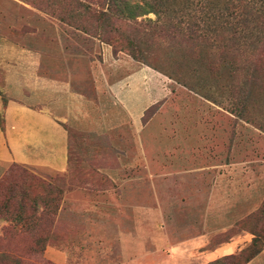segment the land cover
<instances>
[{"label":"rangeland","instance_id":"1","mask_svg":"<svg viewBox=\"0 0 264 264\" xmlns=\"http://www.w3.org/2000/svg\"><path fill=\"white\" fill-rule=\"evenodd\" d=\"M77 1L0 0V55L39 57L40 77L87 97L102 49L154 69L164 76L168 94L144 112L141 133L169 140L173 150L154 157V173L145 174L128 158L136 131L120 126L97 142L81 136L88 152H70L64 173L11 170L0 180V264H55L49 251L62 255L63 264H165L159 254L144 259L166 246L158 208L167 199L176 208L184 180L192 181L178 171L192 167L196 149L216 139L218 162L243 163L254 173L264 169V52L253 66L229 56L220 39L201 37L211 26L200 0H158L156 14L134 19L97 9L99 0ZM174 3L188 9H171ZM231 64L240 69L236 77L226 71ZM241 69H255L247 86ZM1 76L0 69L3 92ZM150 209L155 214L145 220Z\"/></svg>","mask_w":264,"mask_h":264},{"label":"crops","instance_id":"2","mask_svg":"<svg viewBox=\"0 0 264 264\" xmlns=\"http://www.w3.org/2000/svg\"><path fill=\"white\" fill-rule=\"evenodd\" d=\"M122 55L102 49L93 78L94 92L89 97L71 91L68 84L40 77L39 57L0 55L4 83L0 95V179L10 167L64 173L70 152L78 156L79 148L85 156L81 136L97 142L120 126L136 131L127 152L128 158L134 159L132 166L145 174L154 173V157L168 156L173 147L167 139L142 135V117L167 96V84L154 69ZM156 142L162 143L157 150ZM216 144L213 139L208 148L196 149L192 167L178 171L191 174L192 181L184 180L176 208H169L171 199L160 203V234L166 246L144 260L154 261L159 254L165 264H210L239 255L250 244L254 237L251 230L257 225L251 216L264 200V169L254 173L243 163L218 162L221 149ZM117 156H122L121 150ZM205 158H209L208 164ZM138 159H143L144 165ZM154 214L150 209L142 215L147 220ZM213 239L217 244L204 249ZM55 254L49 251L47 258L63 264V256ZM244 264H264V243Z\"/></svg>","mask_w":264,"mask_h":264},{"label":"trees","instance_id":"3","mask_svg":"<svg viewBox=\"0 0 264 264\" xmlns=\"http://www.w3.org/2000/svg\"><path fill=\"white\" fill-rule=\"evenodd\" d=\"M77 3L80 2L77 1ZM81 4L86 9H91L90 3ZM96 4H99L97 9H112L111 11L117 15L130 19L149 13L156 14L157 9H160L158 0H136L135 2L130 0H99ZM184 5L174 3L171 9H188ZM199 7V9L206 11L204 21L208 23V26H211L205 28L206 33L203 31L201 37H204L203 34H205L208 38H213V41L220 39L224 44L227 43L225 48L229 56L239 58L242 62L251 63L255 66L253 60L264 52V0H200ZM185 38L191 37L187 35ZM198 38L199 35H195L193 39ZM239 70L236 64H231L226 71L236 77ZM254 71L255 69L250 74L243 71V82L246 83L248 78H251V74L255 73ZM1 88L2 86H0V95L2 94ZM2 100L5 101L3 98ZM15 168L21 167H10L4 176ZM3 209L7 210L5 206ZM251 219L257 225L251 230L254 237L248 247L239 255L210 264H244L258 252L264 243V200L251 216ZM25 221L26 219L21 216L16 219L17 224H21L20 228L25 227ZM15 264H23V261L18 259Z\"/></svg>","mask_w":264,"mask_h":264}]
</instances>
